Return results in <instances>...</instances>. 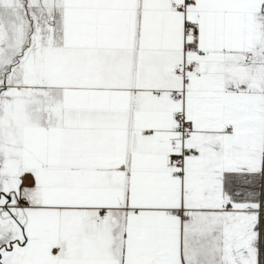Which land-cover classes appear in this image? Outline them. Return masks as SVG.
I'll use <instances>...</instances> for the list:
<instances>
[{
  "label": "snow or ice",
  "instance_id": "6c2138e0",
  "mask_svg": "<svg viewBox=\"0 0 264 264\" xmlns=\"http://www.w3.org/2000/svg\"><path fill=\"white\" fill-rule=\"evenodd\" d=\"M0 264H264V0H0Z\"/></svg>",
  "mask_w": 264,
  "mask_h": 264
}]
</instances>
